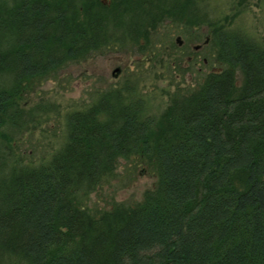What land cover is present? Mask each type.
I'll list each match as a JSON object with an SVG mask.
<instances>
[{
  "label": "trees",
  "instance_id": "obj_1",
  "mask_svg": "<svg viewBox=\"0 0 264 264\" xmlns=\"http://www.w3.org/2000/svg\"><path fill=\"white\" fill-rule=\"evenodd\" d=\"M225 19L201 0H0V264H264V44ZM168 22L207 24L221 69L160 116L110 86L65 115L60 149L23 162L25 93L95 54L158 48ZM134 157L156 177L143 199L90 207Z\"/></svg>",
  "mask_w": 264,
  "mask_h": 264
},
{
  "label": "rangeland",
  "instance_id": "obj_2",
  "mask_svg": "<svg viewBox=\"0 0 264 264\" xmlns=\"http://www.w3.org/2000/svg\"><path fill=\"white\" fill-rule=\"evenodd\" d=\"M209 17L226 21L264 44V0H201ZM163 25L155 35L160 46L147 52L140 49L95 54L89 59L70 63L56 78L44 82L22 103L36 119L17 137L16 151L23 162L48 159L62 147L66 138L65 115L92 103L97 94L110 86L127 82L136 86L145 98L150 114L160 116L175 93L195 89L207 73L219 70L211 54L212 46L203 40L207 24L193 29L184 25ZM174 29V30H173ZM160 32V33H159ZM203 35V37H201ZM240 83L242 75L237 73ZM153 172L135 157L121 159L116 176L90 195L88 205L94 209L110 208L115 202L134 204L155 185Z\"/></svg>",
  "mask_w": 264,
  "mask_h": 264
}]
</instances>
